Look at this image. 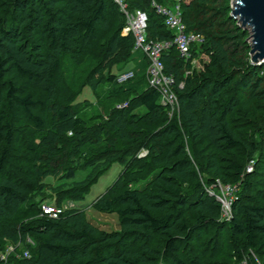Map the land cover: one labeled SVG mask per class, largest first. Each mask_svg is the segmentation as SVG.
<instances>
[{"label": "trees", "instance_id": "16d2710c", "mask_svg": "<svg viewBox=\"0 0 264 264\" xmlns=\"http://www.w3.org/2000/svg\"><path fill=\"white\" fill-rule=\"evenodd\" d=\"M151 2L169 7L125 0L145 12L147 39L171 41ZM225 2L178 4L202 41L186 59L173 44L161 52L168 115L113 0H0V250L15 245L0 264H264V73L245 60ZM84 89L90 99L77 100ZM113 162L122 169L90 205L115 214L117 229L103 230L63 202ZM219 183L237 185L226 220L206 190ZM50 197L54 218L39 208Z\"/></svg>", "mask_w": 264, "mask_h": 264}, {"label": "built area", "instance_id": "2783aa9c", "mask_svg": "<svg viewBox=\"0 0 264 264\" xmlns=\"http://www.w3.org/2000/svg\"><path fill=\"white\" fill-rule=\"evenodd\" d=\"M119 7V10L124 15V26L122 27V33H130L133 37V49L139 50L145 57L147 65L145 68L146 83L149 87L154 88L159 94V102L166 106L168 109V115H170L175 109L176 98L173 90L171 89L172 77L169 74L163 72V66L160 60L161 52L168 48L171 44L174 45L179 55L183 58H188L189 45L192 43H200L202 36L199 33L193 31H186L184 23L181 21L178 3L173 4L170 7L158 5L154 2L151 4L155 7V11L163 16V23L172 30L173 37L171 41H152L147 39L145 34L146 26V14L143 10L133 8L128 10L126 8L125 0H113ZM131 71L127 70L118 75L117 81H123L131 76ZM251 165L245 167V171H250ZM219 185V184H218ZM220 190L226 191V187L223 188L217 186ZM212 194L210 191H208ZM232 191L229 190L228 203L225 202V196H217L216 199L221 205V218L228 219L230 216V201ZM225 202V203H224ZM223 206H228L227 211L223 209ZM41 213L46 214L48 217H56L61 208L54 204L41 203L39 206ZM31 239L27 236L25 238V244H31ZM18 244V243H16ZM13 244L7 243L3 250H0V261L4 262L9 253L13 252ZM22 255H27V250H22ZM245 263V260L242 261Z\"/></svg>", "mask_w": 264, "mask_h": 264}, {"label": "rangeland", "instance_id": "374dc122", "mask_svg": "<svg viewBox=\"0 0 264 264\" xmlns=\"http://www.w3.org/2000/svg\"><path fill=\"white\" fill-rule=\"evenodd\" d=\"M188 0H167V4L170 6H172L175 3H181V2H187ZM225 2L227 10H226V19L228 20L227 24L231 26L235 25V27H237V29L241 30V33H239V36L241 38V40L243 41V44H245L247 46V49L245 50V60L252 65H257L260 68H263V73H264V58H262V61L260 62L259 60H257V62L253 63L250 62V55H249V44H250V34H249V30L247 29V27H241L240 23L237 21L236 18L230 16L229 11H230V3L231 0H218V2ZM226 7L221 8L222 10ZM124 16V15H123ZM229 17V18H228ZM125 20V18H124ZM139 53V51H135V54L137 55ZM202 61H206V56L203 54H199L198 57H195L194 59L191 60V63L193 65V67L195 69H201V63ZM132 67H129L128 70L131 71ZM90 94L88 93V90L84 89L81 91V93L76 97L77 100H81L87 97V99L89 98ZM91 97V96H90ZM262 148H264L262 146ZM140 154H143V150H141L139 152ZM257 158V154L255 153V155L252 156V158H250L245 166L247 167L248 165L253 164V162L255 161V159ZM122 169V166L119 163L113 162L109 165V167L106 169L105 172H103L102 174L98 175L94 181L91 182V184L88 186L87 191L83 194L82 198H77L74 200H65L63 202V205H65L66 207H75L78 209H83L86 216L89 217L90 219H92V221H94V223H96L99 228L103 229V230H111V229H117V222H116V216L114 213H106V212H98L94 209H92L90 207L91 202L99 195L101 194L104 189L116 178V176L118 175V173L120 172V170ZM87 170H78L76 171L72 176L70 180L76 181V180H80L82 179L85 174H86ZM247 172V171H245ZM249 172V171H248ZM49 183H54L53 179H48ZM48 180H46V182H48ZM217 181V179H215ZM218 182V181H217ZM217 186L220 187H226V191L220 190ZM216 189L215 188H211V187H206L207 191H210L212 194L217 195V196H225V202L228 203V199L229 198V190L230 192L236 190V184L234 183H219V185H217ZM48 193V192H46ZM233 193L231 194L232 197ZM227 200V201H226ZM50 203L52 202V197L50 198H46L45 200H43L42 203ZM224 202V203H225ZM231 203V201H230ZM223 209L225 211H227L228 206H223ZM242 263V262H241ZM161 264V263H158ZM242 264H248V262L245 261V263ZM255 264H259V262L257 260H255Z\"/></svg>", "mask_w": 264, "mask_h": 264}, {"label": "water", "instance_id": "95a60500", "mask_svg": "<svg viewBox=\"0 0 264 264\" xmlns=\"http://www.w3.org/2000/svg\"><path fill=\"white\" fill-rule=\"evenodd\" d=\"M229 14L249 30L250 62H261L264 58V0H231Z\"/></svg>", "mask_w": 264, "mask_h": 264}, {"label": "crops", "instance_id": "0c3cea01", "mask_svg": "<svg viewBox=\"0 0 264 264\" xmlns=\"http://www.w3.org/2000/svg\"><path fill=\"white\" fill-rule=\"evenodd\" d=\"M133 63L131 62L130 64H128V67H132Z\"/></svg>", "mask_w": 264, "mask_h": 264}]
</instances>
